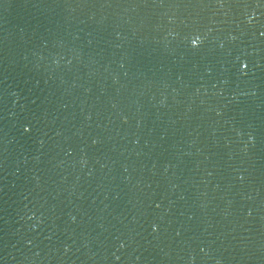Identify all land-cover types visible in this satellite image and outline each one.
I'll list each match as a JSON object with an SVG mask.
<instances>
[{
  "label": "water",
  "instance_id": "95a60500",
  "mask_svg": "<svg viewBox=\"0 0 264 264\" xmlns=\"http://www.w3.org/2000/svg\"><path fill=\"white\" fill-rule=\"evenodd\" d=\"M0 264H264V0H0Z\"/></svg>",
  "mask_w": 264,
  "mask_h": 264
},
{
  "label": "snow or ice",
  "instance_id": "6c2138e0",
  "mask_svg": "<svg viewBox=\"0 0 264 264\" xmlns=\"http://www.w3.org/2000/svg\"><path fill=\"white\" fill-rule=\"evenodd\" d=\"M193 43H195V41H193ZM28 129H25V131H27Z\"/></svg>",
  "mask_w": 264,
  "mask_h": 264
}]
</instances>
